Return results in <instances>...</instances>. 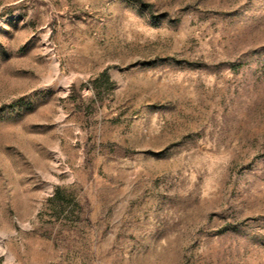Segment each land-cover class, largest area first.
I'll use <instances>...</instances> for the list:
<instances>
[{
	"label": "rangeland",
	"instance_id": "1",
	"mask_svg": "<svg viewBox=\"0 0 264 264\" xmlns=\"http://www.w3.org/2000/svg\"><path fill=\"white\" fill-rule=\"evenodd\" d=\"M0 264H264V0H0Z\"/></svg>",
	"mask_w": 264,
	"mask_h": 264
}]
</instances>
